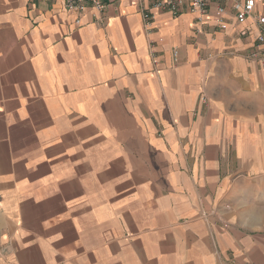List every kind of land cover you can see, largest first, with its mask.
Wrapping results in <instances>:
<instances>
[{
  "label": "crops",
  "instance_id": "0c3cea01",
  "mask_svg": "<svg viewBox=\"0 0 264 264\" xmlns=\"http://www.w3.org/2000/svg\"><path fill=\"white\" fill-rule=\"evenodd\" d=\"M103 1L0 0V264H264V2Z\"/></svg>",
  "mask_w": 264,
  "mask_h": 264
},
{
  "label": "built area",
  "instance_id": "2783aa9c",
  "mask_svg": "<svg viewBox=\"0 0 264 264\" xmlns=\"http://www.w3.org/2000/svg\"><path fill=\"white\" fill-rule=\"evenodd\" d=\"M216 2H221L223 0H215ZM212 0H155L151 6V10H147L143 13L142 18L144 24L147 26L153 20L154 15L152 11L155 12H167L172 17H177L184 11L198 12L201 15L206 14L209 9ZM264 0H245L243 4L237 9L235 16L236 22L238 24L244 23L249 17L255 13L258 6L262 5ZM64 10L66 12L76 13L78 18L75 20V24H80V16L88 8H94L98 12H102L106 4L103 0H64L63 3ZM219 14L224 13V8L222 6L217 9ZM256 22L257 24L264 28V16L261 11L256 12ZM255 53L251 54L248 58L256 60L259 63H264V31H260V34L254 40ZM174 60L177 58V53L173 52ZM1 254V252H0Z\"/></svg>",
  "mask_w": 264,
  "mask_h": 264
},
{
  "label": "rangeland",
  "instance_id": "374dc122",
  "mask_svg": "<svg viewBox=\"0 0 264 264\" xmlns=\"http://www.w3.org/2000/svg\"><path fill=\"white\" fill-rule=\"evenodd\" d=\"M254 185L250 184V183H243L241 184V190L243 192V196L242 198H238V199H233L231 200V208L234 210L235 207H238V209L240 210V208L243 209L244 214L242 215V217L244 218V221L248 224H250V219H251V215L245 214L247 211L246 209L251 207L252 205H254L256 202H259L260 206H264V199L259 198L258 201L257 199H252L251 195L252 192L254 191ZM264 190V188H263Z\"/></svg>",
  "mask_w": 264,
  "mask_h": 264
}]
</instances>
